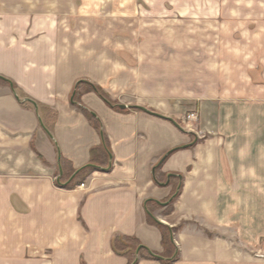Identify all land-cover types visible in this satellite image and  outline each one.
Wrapping results in <instances>:
<instances>
[{"label": "crops", "instance_id": "obj_1", "mask_svg": "<svg viewBox=\"0 0 264 264\" xmlns=\"http://www.w3.org/2000/svg\"><path fill=\"white\" fill-rule=\"evenodd\" d=\"M100 1L0 0V264H128L124 238L175 257L136 264H264V129L225 92L200 104L199 134L177 126L175 74L139 35L130 50L128 4L114 20ZM82 80L111 103L76 102ZM252 85L232 101L254 104Z\"/></svg>", "mask_w": 264, "mask_h": 264}, {"label": "rangeland", "instance_id": "obj_2", "mask_svg": "<svg viewBox=\"0 0 264 264\" xmlns=\"http://www.w3.org/2000/svg\"><path fill=\"white\" fill-rule=\"evenodd\" d=\"M102 2H112L114 20L127 13L118 11L116 4H128L130 50L133 45L136 49L133 40L139 35L144 42L138 44L139 49L156 51L154 60L175 74L176 102L188 106L178 121L182 127L199 134L200 104L215 102L225 92L231 94L228 99L233 104L225 107L229 114L246 112L254 117L256 128L264 129V0ZM103 10L97 6V15ZM245 83L253 84L247 88L256 99L251 106L232 101Z\"/></svg>", "mask_w": 264, "mask_h": 264}, {"label": "trees", "instance_id": "obj_3", "mask_svg": "<svg viewBox=\"0 0 264 264\" xmlns=\"http://www.w3.org/2000/svg\"><path fill=\"white\" fill-rule=\"evenodd\" d=\"M0 81L10 82L9 80H7L3 77H0ZM89 90L96 91L106 101L111 103V101L109 100V98L104 93V91L102 90L101 87H99L95 84L89 83L87 81H84V80L78 82L76 87H75L74 97H75L76 102L79 101V98L84 91H89ZM79 107L84 112V114L88 117L89 121L103 134L102 123H101L100 119L98 118V116L96 115V113H94L92 110L88 109L86 106H84L81 103L79 104ZM119 107L122 108V106H119ZM150 111H153V110H150ZM176 122L180 125V123L178 121H176ZM98 150L99 149H97V148L93 150L92 161L89 164H87L86 166H84L83 168H81L80 170H78L77 174L83 173L86 171H90L91 169H94L95 167H97L96 162H95V158H96V156L99 155ZM100 154H102L107 160L110 159L111 152H110L109 142L105 138V136H103V142H102V147L100 149ZM177 196H178V191H177V193H175L172 196L170 201L173 202ZM150 202L151 201H148V204ZM155 203H157V202H155ZM150 220L152 222L156 223L162 229V231H163V243L166 246L174 247V244H173L172 239H171V235L175 229H171L166 225L160 224L158 221L155 220V218L152 215H150ZM122 241H123L122 243L124 245L123 246L124 248L119 249L117 246V243H115L114 246L116 247V249H118V251L126 253L129 256V263L128 264H136L138 254H141L142 256H145L148 258L160 259V260L164 261L165 263H170L175 258V257H172V259H165L164 257H162L159 254L151 251L147 247L140 244L137 240L132 239V238H124Z\"/></svg>", "mask_w": 264, "mask_h": 264}, {"label": "built area", "instance_id": "obj_4", "mask_svg": "<svg viewBox=\"0 0 264 264\" xmlns=\"http://www.w3.org/2000/svg\"><path fill=\"white\" fill-rule=\"evenodd\" d=\"M194 114H195V113L191 114L190 117L194 116ZM258 254H259L260 256H263V257H264V252L260 251V252H258Z\"/></svg>", "mask_w": 264, "mask_h": 264}, {"label": "water", "instance_id": "obj_5", "mask_svg": "<svg viewBox=\"0 0 264 264\" xmlns=\"http://www.w3.org/2000/svg\"><path fill=\"white\" fill-rule=\"evenodd\" d=\"M125 105H122V108H125ZM177 126L181 127L174 119H171Z\"/></svg>", "mask_w": 264, "mask_h": 264}]
</instances>
